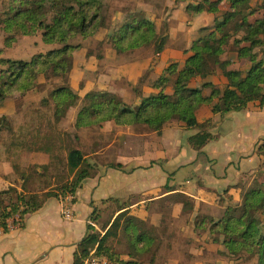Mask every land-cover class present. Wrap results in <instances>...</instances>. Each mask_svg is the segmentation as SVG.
<instances>
[{"label": "trees", "instance_id": "1", "mask_svg": "<svg viewBox=\"0 0 264 264\" xmlns=\"http://www.w3.org/2000/svg\"><path fill=\"white\" fill-rule=\"evenodd\" d=\"M184 1L175 0V5ZM227 1L230 8L226 11L218 9L220 0H201L195 6H187L193 14H199L205 6L213 15L212 26L201 28V35L184 50L188 56L181 69L177 63L162 68L156 78L148 81V87L155 93L138 95L136 105L131 106L108 91H89L82 98L75 94L69 85L73 54L83 44L96 42L97 53L91 50L87 56L102 59L104 44L117 55L152 48L158 56L164 49L166 37L156 30L152 21L130 12L119 22H109L103 0H3L0 32L5 48L14 47L20 37H39L41 43L52 48L34 54L29 60L0 56V105L10 98L37 93L48 86L51 89H46L47 96L40 104L46 108L52 106L55 124L78 105L76 129L112 123L129 127L133 133L154 132L160 136L165 124L177 121L185 129L195 130L187 144L201 151L215 136L209 131L211 119L196 120L195 111L200 105H210L216 100L211 113L222 116L242 111L249 103L264 104V0L256 6L251 5L252 0ZM255 12H260V17L253 18ZM100 34L102 39L97 40ZM231 51L248 65L244 72L231 68L228 58ZM215 69L226 81L221 88L209 82L192 86L213 75ZM203 91H208V95L203 96ZM13 123L11 118L0 116V134L7 133L11 138L7 150L15 148L29 152L32 148L34 152H42L53 136L48 131L49 122L45 132L39 129V124L34 132L27 130L24 135L14 130ZM255 154L261 161L258 169L242 174L235 185L240 189L238 204L228 206L217 221L200 214L194 219L197 237L209 232L212 241L224 249L218 254L233 264H264V140L256 146ZM85 157L80 149L67 150L63 166L70 180L60 182L54 192L25 193L24 183L28 179L24 178H21L20 189L0 188V227L5 233L8 232L6 220L17 217V224L22 227L24 217L41 209L50 198L62 204L71 196L70 204H73L83 181L97 174L96 165L89 164ZM57 160L55 158L53 165ZM113 167L120 168V165ZM41 168L48 170V163ZM163 189L171 191L167 187ZM175 204L182 205L184 214L193 211L192 199L181 193L158 200L156 211L162 216V228L158 229L129 214L130 199L101 200L102 207H92L86 234L73 253L72 264H84L92 256H104L110 264H143L147 257L153 262L163 244V235L169 225L167 220ZM102 214L109 217L98 230L96 223ZM111 240L125 241V253L118 254L111 249L108 246Z\"/></svg>", "mask_w": 264, "mask_h": 264}, {"label": "crops", "instance_id": "2", "mask_svg": "<svg viewBox=\"0 0 264 264\" xmlns=\"http://www.w3.org/2000/svg\"><path fill=\"white\" fill-rule=\"evenodd\" d=\"M171 1L173 2L171 11L177 10L182 13V22L188 26V31L194 33L193 39L188 40L182 51L183 63L171 62L177 63L181 69L188 56L184 54V50L201 35L199 32L201 28L212 26L213 15L206 11L205 6L199 14L187 10L188 5L195 6L201 0H185L178 5H175V0ZM261 2L262 0H252L251 5L256 6ZM229 8L227 0H220L218 3V9L221 11ZM168 17L163 20L164 23L168 22ZM258 17L260 12H255L253 18ZM146 18L153 22L156 17L152 15L153 19ZM166 30L163 25L162 30L157 31L162 32L167 41L170 40V33ZM228 58L232 62V69L241 72L247 69L248 65L245 61L238 60L235 52H229ZM203 82L220 88L226 83L218 69H215L213 75L192 86L199 87ZM151 90L152 92H147L145 96L155 93L153 89ZM202 95L206 96L208 92L203 91ZM215 102L216 100L210 105L202 104L195 111L198 122L211 119L212 126L209 131L215 136V139L201 151L197 152L187 144V139L195 130H187L177 121L165 124L160 136L154 132L138 133L142 134L140 140L143 144L136 148L123 146L117 153L110 151L117 157L116 162L98 158L108 148L103 144L100 150H93L85 158L89 164L96 165L97 174L83 181L81 188L76 191L75 201L71 204L73 220H64L60 213L61 203L54 198L48 199L41 209L24 217L22 227L8 230L0 236V264H54L59 255L60 257L66 255L67 262L72 264L73 253L86 234L92 207L101 206V200L108 198L119 201L130 199L132 205L129 214L158 229L162 228V216L156 211L158 200L174 193H181L192 199L193 211L189 214L182 212L181 204L173 205L170 218L167 220L169 225L163 235V244L155 259L162 250L165 252L170 248L169 242L171 243L174 237L170 225L172 226L174 218L187 215L186 224L192 227L195 233L198 232L194 228L196 215H207L208 219L213 221L220 219L213 216L214 208L224 205L226 209L228 206L237 205L240 189L235 185L242 174H250L260 165L261 161L255 154V149L258 143L264 140V104L249 103L242 111L220 116L211 113V107ZM114 165H120V168L113 167ZM178 177L182 180L177 181ZM164 187L170 188L171 191H165ZM138 196L141 198H137ZM78 210H81L80 213ZM203 233L209 237V232ZM32 243L33 247L36 244L39 248L32 251L30 245ZM24 247L30 249L24 251ZM221 249L220 251L224 250L223 247ZM50 256L51 260L42 262ZM154 261L150 262L149 259L147 264H153ZM228 261L229 264H233L232 261Z\"/></svg>", "mask_w": 264, "mask_h": 264}, {"label": "rangeland", "instance_id": "3", "mask_svg": "<svg viewBox=\"0 0 264 264\" xmlns=\"http://www.w3.org/2000/svg\"><path fill=\"white\" fill-rule=\"evenodd\" d=\"M1 1L3 0H0V3ZM103 2L107 9L109 22H119L130 12H135L138 17L152 18L153 15L156 17V20L153 21L156 29L162 30L164 25L166 31L170 33V40L166 41L163 52L158 56L154 54L152 48L117 55L108 45L104 44L102 46L103 58L100 60L95 55L87 56V52L91 50L94 54L97 53L94 49L96 42L91 45L85 43L78 52L73 54L69 85L80 98L89 91H108L113 92L127 104L135 106L138 95L145 96L147 92H152L148 88V81L156 78L163 67L175 61L179 64L183 63L182 51L188 40L193 39L194 33L188 31V26L182 22V13L177 10L171 11L173 6L171 0H103ZM166 16H169L168 22L164 23L163 20L166 19ZM173 38H175V42ZM100 39H102V34L97 37V40ZM0 48L3 51L1 53L3 57L29 60L34 54L45 53L52 46L41 43L39 37H20L14 47L5 48L3 34L0 32ZM145 74L146 78H144ZM60 81L62 82V80ZM134 86L136 87L135 91L133 90ZM47 88L48 86L40 92L26 96L10 98L0 105V115L6 114L12 118L14 130L21 135H24L27 130L34 132L39 124V129L45 132L48 128L45 126L47 122L50 123L48 131L53 135L44 145V151L34 152L30 147V151L27 152L15 148L7 150L6 146L11 142L10 136L7 133L0 134L1 189L10 186L8 184L20 189L21 178H24L28 179V182L24 183L25 193L54 192L60 182L65 183L66 180H70L63 166L69 148L80 149L87 156L93 150H100L104 145L108 148L98 158L116 162L118 161L117 157L110 151L117 153L123 146L136 148L143 144L140 140L142 134L133 133L129 127H118L106 123L102 128L76 129L74 124L79 105L71 108L66 117L59 124H55L52 106L46 108L40 104V100L47 96ZM50 89L51 87L48 88V90ZM55 158L58 160L56 165H53ZM47 163L49 168L45 171L41 166ZM176 180L181 181L182 178L178 177ZM214 210L213 216L218 219L224 215L225 207L223 205L214 208ZM78 211L80 213L81 210ZM108 217V214H102L101 219L96 223L98 230H101ZM186 218H188L187 215L174 218L172 226L170 225L174 233L171 243L169 242L170 248L165 252L162 250L153 264H229L226 258L218 254L222 247L212 241L211 234L207 237L205 233H200V236L197 237L198 235L192 231V227L186 224ZM117 240L109 241L108 246L118 254L125 253V241ZM30 245L32 251L39 248V245L34 244L36 247H33V243ZM28 249L30 248L24 247V251ZM51 259L52 256L42 262ZM147 263L148 257L144 261V264ZM54 264H69V262H67L66 255L63 257L59 255Z\"/></svg>", "mask_w": 264, "mask_h": 264}, {"label": "built area", "instance_id": "4", "mask_svg": "<svg viewBox=\"0 0 264 264\" xmlns=\"http://www.w3.org/2000/svg\"><path fill=\"white\" fill-rule=\"evenodd\" d=\"M71 196H68L66 200L61 204L60 213L64 220H73V211L70 204ZM18 218H11L6 220L7 230H14L15 228H20L17 224ZM5 231L0 227V236L4 235ZM84 264H110L109 260L104 256H92L84 261Z\"/></svg>", "mask_w": 264, "mask_h": 264}]
</instances>
